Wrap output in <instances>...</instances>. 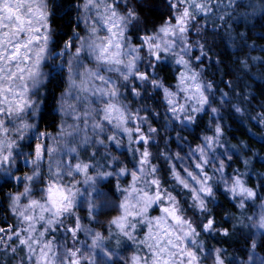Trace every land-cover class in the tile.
Here are the masks:
<instances>
[{"label": "clouds", "instance_id": "1", "mask_svg": "<svg viewBox=\"0 0 264 264\" xmlns=\"http://www.w3.org/2000/svg\"><path fill=\"white\" fill-rule=\"evenodd\" d=\"M0 264H264V0H0Z\"/></svg>", "mask_w": 264, "mask_h": 264}]
</instances>
